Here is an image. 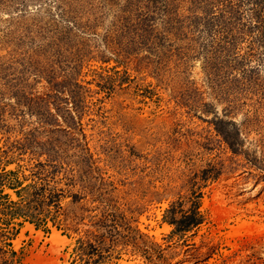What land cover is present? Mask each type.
Here are the masks:
<instances>
[{
	"label": "rangeland",
	"instance_id": "1",
	"mask_svg": "<svg viewBox=\"0 0 264 264\" xmlns=\"http://www.w3.org/2000/svg\"><path fill=\"white\" fill-rule=\"evenodd\" d=\"M125 263L264 264V0H0V264Z\"/></svg>",
	"mask_w": 264,
	"mask_h": 264
},
{
	"label": "trees",
	"instance_id": "2",
	"mask_svg": "<svg viewBox=\"0 0 264 264\" xmlns=\"http://www.w3.org/2000/svg\"><path fill=\"white\" fill-rule=\"evenodd\" d=\"M213 177L218 176V173H214V175H210ZM204 179L208 178V175L206 177H203ZM20 185L19 187H21ZM19 187H15L18 194L21 192L19 191ZM203 197V193L201 189H195L190 195L183 196L180 199L174 201L165 211L164 220L171 224L173 226L172 233L173 234H183L190 231H194L197 229L205 220V215L201 211V199ZM15 203V202H14ZM40 206H37V210L39 215L46 213V210L43 208H39ZM17 210L22 209L20 205L16 208ZM108 211H104L99 219L96 221V223L101 227H105V231H102V233H95L93 236L99 239V260L101 257H103L101 249H103L106 246V239L107 234L110 233V237L114 242L119 240L120 237H124L123 231L119 229V223L116 220V215H110L107 213ZM25 217L29 216L25 212H23ZM37 216V215H36ZM123 216V214H122ZM39 217V216H38ZM124 219L121 224H124L125 227L128 228V237L130 236L132 238V241H130L135 248H140L139 245V237L137 236V233L141 234L140 231L137 228H134L123 216ZM46 218V215H45ZM46 220V219H45ZM31 223H36L37 221L33 220L31 218L29 220ZM111 221L112 223H109ZM95 223V224H96ZM38 224V223H36ZM39 225V224H38ZM37 225V226H38ZM110 227V228H109ZM109 228V230H108ZM135 232L136 234H132ZM118 234V236H115V234ZM115 236V237H114ZM141 237V235H140ZM92 239V238H91ZM79 246L81 247V251H89V254H93L94 252H98V246L90 240H85L83 238L78 239ZM156 246L160 247L157 243H155ZM94 251V252H93ZM86 254V253H84Z\"/></svg>",
	"mask_w": 264,
	"mask_h": 264
},
{
	"label": "bare ground",
	"instance_id": "3",
	"mask_svg": "<svg viewBox=\"0 0 264 264\" xmlns=\"http://www.w3.org/2000/svg\"><path fill=\"white\" fill-rule=\"evenodd\" d=\"M30 229L34 230V225L32 223H29ZM67 237L62 236L59 232H54L52 234V237L50 238V241H52L55 245H58L60 243H67ZM128 264V263H125Z\"/></svg>",
	"mask_w": 264,
	"mask_h": 264
}]
</instances>
